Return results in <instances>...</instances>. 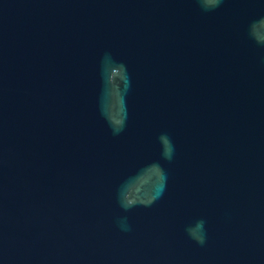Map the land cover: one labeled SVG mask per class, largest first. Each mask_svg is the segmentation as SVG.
Masks as SVG:
<instances>
[{"label":"water","instance_id":"1","mask_svg":"<svg viewBox=\"0 0 264 264\" xmlns=\"http://www.w3.org/2000/svg\"><path fill=\"white\" fill-rule=\"evenodd\" d=\"M0 264H264V0H0Z\"/></svg>","mask_w":264,"mask_h":264}]
</instances>
